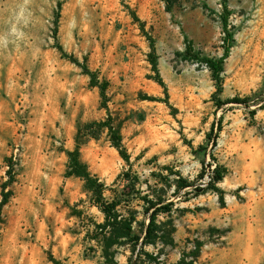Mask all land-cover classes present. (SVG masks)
I'll use <instances>...</instances> for the list:
<instances>
[{"label":"rangeland","instance_id":"rangeland-1","mask_svg":"<svg viewBox=\"0 0 264 264\" xmlns=\"http://www.w3.org/2000/svg\"><path fill=\"white\" fill-rule=\"evenodd\" d=\"M168 1L0 0V202L7 159L14 162L0 264H107L93 239L104 214L84 180L66 177L79 126L108 114L82 64L110 81L109 110L131 154L129 171L107 131L81 146L92 173L115 189L106 197L132 200L146 223L143 195L174 202L159 216L164 230L174 229L173 243L145 250L174 263L201 242L205 264H264V0ZM225 18L233 40L217 94L208 66L176 52L190 40L201 56L221 57ZM149 37L168 102L152 78ZM235 97L249 107L218 108L217 98ZM217 164L226 168L224 205L208 189ZM170 169L194 183L189 195H174ZM131 255L121 246L116 260L127 264Z\"/></svg>","mask_w":264,"mask_h":264},{"label":"trees","instance_id":"trees-1","mask_svg":"<svg viewBox=\"0 0 264 264\" xmlns=\"http://www.w3.org/2000/svg\"><path fill=\"white\" fill-rule=\"evenodd\" d=\"M168 1V0H167ZM169 2V1H168ZM171 10V7L168 6ZM225 32L224 37V53L221 57H206L201 56L200 53L195 52L192 41H187L186 50L181 52L177 51L176 55L187 61H199L204 62L212 72V77L216 81L217 91L219 94L223 90L222 86V72L224 71L225 60L230 55L231 42L233 35L228 29L227 18H225ZM144 30V27H142ZM151 51L149 53V60L152 65V70L155 75L152 77L159 85L164 88L166 94L165 102H168V89L160 74L158 64V54L155 44V40L149 37ZM76 62L75 60H73ZM83 68V73L90 77V86L97 87L101 97V107L107 110V118L104 120H94L87 122L79 126L76 147L73 150H67L68 165L66 171V177H78L85 181L87 189L92 193V203L104 214L103 222H93L94 234L93 239L97 240L102 249V255L105 258L107 264H119L116 260V251L121 246H128L132 251V255L129 257L127 264H143L149 262L150 264H205L201 261L202 243L197 242L192 247L184 249L178 261L174 263H167L161 259L158 255L150 253L145 250L147 245H155L158 241L168 242L170 240L173 243L174 229L164 230L162 224L159 222V216L168 211V208L174 204L173 201H169L164 195L154 197L149 193L143 195L140 199L144 202V214L148 218V222L139 221L137 219L138 211L133 208L132 200L123 201L118 194L112 199L106 197V192L109 190L114 191L113 187H109L101 178L92 173L87 163L81 159V146L89 138L98 139L105 131H107L111 144L117 149L120 156L129 165V171L132 169L131 154L124 144V137L121 131V127L116 125L112 113L109 110L108 102L109 95L108 90L110 87V81L107 79H101L98 72L91 70L87 65H80ZM143 99L151 101H163V99L154 96H144ZM217 106L221 108L225 104L242 103L244 102L247 107L248 101L242 100L240 97H235L223 101L217 98ZM264 109V103L259 106ZM253 114H256L257 108L252 109ZM7 163L9 169V179L2 184L0 202V216L2 208L9 202L13 195V191L9 189L14 182V162L13 159L8 158ZM209 163L203 162V168L209 166ZM169 167H167L168 169ZM171 174L176 175L177 179L174 184V195L181 193V190L187 189V195L190 194V189L194 187V183L188 178L184 177L179 170L170 169ZM226 175V168L221 164H217L211 175V180L208 185L209 190L215 191L221 204H225V191L219 186V183L223 181ZM130 176L128 172L123 173L119 177ZM160 180L168 182L171 181L168 176H164L161 173L157 174ZM149 186V185H148ZM200 189H198L199 191ZM163 224H166L163 223ZM55 261V259H53Z\"/></svg>","mask_w":264,"mask_h":264},{"label":"crops","instance_id":"crops-1","mask_svg":"<svg viewBox=\"0 0 264 264\" xmlns=\"http://www.w3.org/2000/svg\"><path fill=\"white\" fill-rule=\"evenodd\" d=\"M248 251H252V250L249 248ZM178 260H179V259H178ZM178 260H177V261H178Z\"/></svg>","mask_w":264,"mask_h":264}]
</instances>
